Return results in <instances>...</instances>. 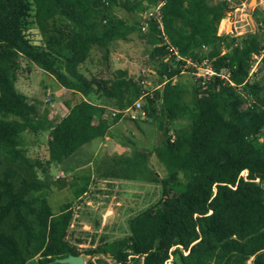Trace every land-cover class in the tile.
Segmentation results:
<instances>
[{
  "label": "trees",
  "instance_id": "16d2710c",
  "mask_svg": "<svg viewBox=\"0 0 264 264\" xmlns=\"http://www.w3.org/2000/svg\"><path fill=\"white\" fill-rule=\"evenodd\" d=\"M158 3L164 37L151 18L140 28V14ZM114 8L127 15H116ZM228 9L227 0H0V165L8 163L0 171V264H27L34 256L39 264H60L54 259L80 254L68 240L72 202L53 212L43 183L27 178L15 183L12 164L33 166L21 147L25 131L48 130L43 172L90 140L108 135L120 115L109 122L101 117L105 107L83 97L103 96L122 109L139 97L141 77L122 68L110 77L87 76L79 66L93 50L102 49L105 59L110 44L131 33L144 42V60L159 78L142 109L163 139L152 149L113 159L104 176L142 175L151 155L165 175L158 179L151 173L160 196L128 217L126 235L87 252L108 254L116 264H264V82L250 79L252 54L261 53L264 39L255 30L217 34ZM252 14L260 29V12L254 8ZM28 18L37 26L49 23L53 33L33 43ZM19 57L78 95L74 102H64L67 112L55 122L39 117L15 87ZM204 57L216 71L226 68L232 84L218 81L213 88L208 82L202 88L194 78L192 101L186 103L181 99L184 87L174 78L186 59ZM179 117L188 123L171 130ZM89 180V174L79 178L75 198L86 192Z\"/></svg>",
  "mask_w": 264,
  "mask_h": 264
},
{
  "label": "rangeland",
  "instance_id": "374dc122",
  "mask_svg": "<svg viewBox=\"0 0 264 264\" xmlns=\"http://www.w3.org/2000/svg\"><path fill=\"white\" fill-rule=\"evenodd\" d=\"M249 1L227 0L230 14L224 22L230 24L228 28L232 35L239 36L255 30L258 31L259 38L264 39V0H255L253 3ZM254 8L260 12L257 24L260 29L256 28L253 18ZM114 13L120 17L127 15L121 8H114ZM55 23L61 25L58 19ZM27 32L33 43L38 45L42 38L52 34L53 30L49 23L37 26L28 18ZM145 48L144 42L137 34L131 33L127 39L111 43L105 59L102 49L93 50L79 69L87 76L95 74L100 77H110L117 68L128 69L134 77L139 76L141 70H144L145 78L153 86L159 78L151 73L153 70L150 63L144 60L147 58ZM57 58V66L62 67L59 63L60 58ZM254 61L257 63L250 79L262 83L264 49ZM175 80L184 87L182 101L190 104L194 77L184 71ZM15 81L16 87L37 108L38 116H44L51 122H55L66 112L65 101L72 103L78 98V95L61 87L52 75L23 57L18 59ZM187 123V118L179 117L170 124V129ZM108 136L110 142L98 147L101 139H92L63 161L52 164L43 172L41 167L47 157L48 130L25 131L21 134V147L33 166L26 168L20 163L12 164L17 173L15 183L20 178L35 179L43 183L42 192L53 212H57L63 203L72 202L73 217L68 229V240L78 247L84 264H116L108 254L91 255L87 250L93 249L103 241L112 243L114 239L126 235L128 217L152 204L160 196V185L150 181L151 173L154 172L158 179L165 175L162 165L154 155H151L146 164L147 172L142 175L134 172L132 178L104 176L112 168L113 159L119 156H133L140 148L152 149L161 142L162 132L150 118L143 116L136 121L123 118L116 122L112 130L109 129ZM86 159L88 163L85 164ZM7 164L4 161L0 165V171ZM121 167V164L115 166L116 172L120 175ZM88 174L90 180L86 192L75 198L73 190L76 183L81 176ZM262 186L264 188V183ZM37 259V256L29 258L27 264H39Z\"/></svg>",
  "mask_w": 264,
  "mask_h": 264
},
{
  "label": "built area",
  "instance_id": "2783aa9c",
  "mask_svg": "<svg viewBox=\"0 0 264 264\" xmlns=\"http://www.w3.org/2000/svg\"><path fill=\"white\" fill-rule=\"evenodd\" d=\"M160 4L158 3L154 7L146 10L145 12L141 13V30L145 29V20L148 18L153 19L157 27L160 31V34L164 37V33L162 30V23H161V15H160ZM230 12L226 11L223 18L218 23L217 26V34H230V24L225 23V19L228 18ZM229 30V31H228ZM167 48L170 50V53L175 55L177 58L181 59V57L178 56L177 51L170 46L167 43ZM259 54H252L253 63L251 64V70L250 74H252L254 67L257 62L254 61V59ZM185 65H183V70L181 72L186 71L187 66H191L192 69L188 71L201 85L202 88H205L208 82H211L212 87L217 88L218 81H220L222 84H232V82L229 79V71L226 68H222L219 71H216L212 68L210 61L204 57L200 59L199 61H190L185 60ZM144 70H141L139 80L140 84V95L139 97L134 100L131 104L127 105L126 107L119 109L116 107H107L101 114V117L103 119H106L107 121L111 122L117 115H120V117H127L130 120H137L144 116V112L142 109V100L146 95H150V92L158 87L160 83H156L155 85H151V83L145 78ZM150 72V71H149ZM148 73V71L146 72ZM154 73V72H152ZM170 138H173L172 133H170ZM244 173V175H242ZM242 177L245 178L246 171L241 172ZM257 181V179H256Z\"/></svg>",
  "mask_w": 264,
  "mask_h": 264
},
{
  "label": "crops",
  "instance_id": "0c3cea01",
  "mask_svg": "<svg viewBox=\"0 0 264 264\" xmlns=\"http://www.w3.org/2000/svg\"><path fill=\"white\" fill-rule=\"evenodd\" d=\"M122 69H124V68H122ZM127 71H128V73L130 74V72H129V70L128 69H126ZM153 71H151V73H152ZM175 79V78H174ZM16 82V81H15ZM15 87H16V85H15ZM17 88V87H16ZM18 89V88H17ZM19 90V89H18ZM20 91V90H19ZM20 92H22V91H20ZM23 93V92H22ZM24 94V93H23ZM84 99H87L89 102H91V103H94V104H97V105H101V106H103V107H105V108H107V107H113L112 106V100H110V99H108V98H105V97H103V96H98V95H95V94H90L89 96H86V97H83ZM65 110H66V112H67V108H65ZM65 112V113H66ZM64 113V114H65ZM63 114V115H64ZM62 115V116H63ZM123 118H127V117H121V118H119L117 121H115V122H113L112 124H111V126H110V130H112L113 129V126L116 124V122H118L119 120H121V119H123ZM128 119V118H127ZM111 141V139H110V137L107 135V136H104L103 138H101V141L99 142V145H98V147L99 146H101L103 143H106V142H110ZM80 148V147H79ZM78 148V149H79ZM77 149V150H78ZM77 150H75V151H77ZM74 151V152H75ZM73 152V153H74ZM72 153V154H73ZM86 162H85V164L86 163H88V159H86L85 160Z\"/></svg>",
  "mask_w": 264,
  "mask_h": 264
},
{
  "label": "water",
  "instance_id": "95a60500",
  "mask_svg": "<svg viewBox=\"0 0 264 264\" xmlns=\"http://www.w3.org/2000/svg\"><path fill=\"white\" fill-rule=\"evenodd\" d=\"M255 0H250L249 3H253ZM54 262L60 264H84V258L81 254L68 253L66 256L57 257Z\"/></svg>",
  "mask_w": 264,
  "mask_h": 264
}]
</instances>
